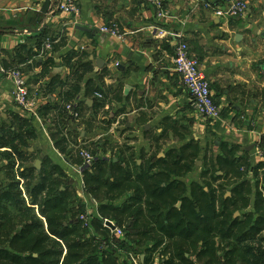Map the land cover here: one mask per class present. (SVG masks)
<instances>
[{
  "label": "trees",
  "instance_id": "1",
  "mask_svg": "<svg viewBox=\"0 0 264 264\" xmlns=\"http://www.w3.org/2000/svg\"><path fill=\"white\" fill-rule=\"evenodd\" d=\"M22 49L26 56L18 55L20 64L37 53L27 46ZM69 56L64 60L74 59ZM79 63L66 80L51 79L45 94L60 88V100L40 110L44 118L53 115L51 138L72 167L83 164V145L64 126L65 111L93 72L91 64ZM53 66L52 59L45 62L44 75ZM84 95L94 100L91 108L86 104L79 108L86 135L94 130L107 132L121 118L120 125L134 130L127 127L125 107L110 112L113 102L130 99L121 86L104 90V84L89 79ZM89 111L94 115L87 118ZM162 125V133L150 140L149 152H137L128 144L97 143L92 154L111 157L100 159L84 173L86 191L98 203L99 218L91 219V229L80 219L87 207L60 166L46 159L40 171L33 165L22 170L34 159L29 152L37 139L33 124L13 115L0 125V162H7L4 170L10 181L0 188V264H127L126 259L119 262L110 246L112 236L104 220L123 230L124 239L115 241L127 254L143 249L145 259L140 264H264V172L262 182L257 179L264 165L253 168L230 143L221 142L219 154L209 146L203 148L179 121L167 118ZM171 134L181 145L160 158ZM199 161V180L186 184L182 179ZM18 164L21 170L16 174ZM250 173L255 182L248 179ZM22 180L27 199L20 188ZM237 212L240 215L235 217Z\"/></svg>",
  "mask_w": 264,
  "mask_h": 264
},
{
  "label": "crops",
  "instance_id": "2",
  "mask_svg": "<svg viewBox=\"0 0 264 264\" xmlns=\"http://www.w3.org/2000/svg\"><path fill=\"white\" fill-rule=\"evenodd\" d=\"M64 1L0 0V67L22 69L31 94L41 103L38 110L43 124L21 114L12 97L10 79L0 75V125L13 115L28 119L37 134L35 141L39 138L41 142L37 148L32 146L29 149L34 154V167L37 154L44 158L42 164L46 159H57L59 162L56 165L75 184L77 182L75 189L83 203L86 207H93V217L99 218L98 203L78 192L80 177H76L75 171L74 178L70 175L68 168L71 165L66 156L56 149L51 138L55 128L53 115L44 118L40 113L45 105H54L60 100V88L45 94L51 79L58 76L66 80L79 62L91 64L93 72L81 83V93L69 105H79L81 109L84 104L89 108L93 106L94 100L86 99L84 95L89 79L104 84V90L115 91L121 86L125 97L130 96V99L123 103L113 102L111 114L125 107L128 113L126 119L142 115L148 123L160 126V134L164 128L163 121L171 118L189 128L190 138L198 142L213 138L216 146L221 142L233 144L239 148V156H243L253 168L261 163L264 165L259 155L264 151V0H244L248 6L247 12L234 20L215 15L216 10L224 8L228 0H163L172 15V19L166 21L157 18L154 8L146 0H74L81 10L79 16L63 13L60 5ZM116 21L127 33L125 41L99 31L100 27ZM152 27L184 33L220 107L219 120L209 123L191 109L190 94L175 71V41L157 38L152 34ZM48 39L54 42L53 50L42 54V47L38 49L39 43L44 44ZM24 46L33 48L37 53L20 64L18 55L22 52L26 56L22 49ZM68 55L74 59L65 61ZM50 59L54 61V66L49 75H44L43 66ZM98 61L103 63L102 67L98 66ZM127 87L130 90L126 92ZM67 107L64 126L75 127L70 128L73 131L79 130V138L74 137L79 144L106 136L112 142L109 136H116L119 126L125 132L130 131L120 125V120L124 119L121 118L107 132L94 130L86 135L82 120L73 119ZM86 114L87 118L94 115L92 111ZM99 118L102 119V115ZM46 120L52 124L49 125ZM148 126L144 125L146 134L149 132ZM127 127L136 131L130 120ZM84 139L86 143L82 142ZM149 150L150 143L148 151H145ZM162 153L159 154L160 158L165 157V154L161 156ZM46 154L48 156H44ZM101 157L110 158L111 155ZM41 168L36 169L40 171ZM20 170L18 164L15 173L18 174ZM262 172L264 169L259 171L257 178L261 182ZM248 179L256 181L252 173ZM17 180H20L18 176ZM228 194L227 197H230L231 193ZM144 259V255L139 258L142 262Z\"/></svg>",
  "mask_w": 264,
  "mask_h": 264
},
{
  "label": "built area",
  "instance_id": "3",
  "mask_svg": "<svg viewBox=\"0 0 264 264\" xmlns=\"http://www.w3.org/2000/svg\"><path fill=\"white\" fill-rule=\"evenodd\" d=\"M155 10L157 18L160 20H169L172 19L171 13L165 6L163 0H146ZM248 6L246 1L244 0H228L227 4L224 8H220L216 10L215 15L219 18H228V19H239L244 16L247 12ZM60 10L63 13L71 14L73 16H79L81 14V10L74 0H65L60 5ZM99 31L102 34L108 35L112 38H117L120 41H125L127 37V33L121 28V26L115 22L110 23L109 25L102 26L99 28ZM152 34L157 38H171L175 41V55H174V64L175 71L182 78L183 84L185 88L188 90L191 97V108L194 112L204 121L207 122H215L221 117V110L218 104L216 103L212 91L210 83L201 70L200 61L197 57H195L192 52L189 44L185 40L184 33L174 32V31H165L158 27L151 28ZM54 42L51 40H47L43 46L41 53L45 54L53 50ZM0 75L6 76L10 79L12 83V97L14 103L19 108L21 114L27 118L34 119L38 124L43 125L39 110L37 107V103L33 95L31 94V90L28 85V80L21 70V68H10L6 69L0 67ZM97 98L102 99V95L97 94ZM80 106L78 105H69L67 107L68 112L71 117L75 120L80 119ZM259 155L262 157V161L264 162V151H261ZM81 157L83 159V164L80 167H72V169L79 174V188L82 195L88 196L92 198L86 191V184L84 181V173L87 170H90L97 161L102 159L100 156H95L92 153L87 151L81 152ZM106 160V157L103 158ZM24 181H21V191L23 192V196L27 199L26 191L23 186ZM93 207L90 208L87 206L86 213L81 216V221L84 224V227L87 229H91V219L93 218ZM108 222L111 226L108 225ZM103 225L107 228L112 236V240L110 242V246L112 249H116L117 251H121L122 249L118 245L115 240H123L124 233L121 228H119L115 222L110 220H104ZM114 239V241H113ZM105 247L106 242L103 243ZM133 264H140V260H135L133 258Z\"/></svg>",
  "mask_w": 264,
  "mask_h": 264
},
{
  "label": "rangeland",
  "instance_id": "4",
  "mask_svg": "<svg viewBox=\"0 0 264 264\" xmlns=\"http://www.w3.org/2000/svg\"><path fill=\"white\" fill-rule=\"evenodd\" d=\"M36 103H37V107H40V105H41L40 101L38 100V101H36ZM128 120H130L133 123V126H134L136 131L134 132V131L130 130L128 132H125V131H123L124 128L119 126L116 129V136H113V137L109 136V138L112 141V142H110L109 147L110 146H120V145L128 144L129 146L134 147L137 152H139L143 148H144V150L148 151L149 143H150V140L152 139V137L159 136V134H160L159 133V130H160L159 127L160 126H158L156 124L148 123L147 122L148 120L146 118H144L142 115L141 116H138V115L130 116L128 118ZM47 123L49 125H50V123L52 124V122H48V121H47ZM47 123L45 122V125H47ZM144 125L145 126H147V125L150 126L149 129H148V131L150 132L149 135H147L144 132L145 131L144 130ZM67 128L69 130H71V129L75 128V127L71 126L70 127L71 129L69 127H67ZM71 131L74 134V137L79 138V136H80L79 135L80 134L79 130L75 129L74 131L73 130H71ZM89 138H91V137H88L87 139H89ZM107 138H108V136H106L105 138H100L99 140L93 139L92 142H88L86 144H83V146L82 145L81 146H82L84 151L92 153V151H94L96 149V146H97L96 143L101 142L103 140L106 141ZM89 140H91V139H89ZM40 143H41L40 139L38 138L37 141L33 142V144H32L33 148H37ZM199 143H200V145L203 148H205L206 146H209L211 149H213V151L216 154H219V150L217 149V146L215 145L213 138H210L208 140L202 139V140H200ZM180 145H181V143L179 142V140L177 138L173 137L172 134H171L170 137L166 140V142L163 145V151L166 152L169 148H172V147L178 148ZM40 156H41L40 154H37L36 159H37V161L41 162V167H42V165H44V164L46 165V163L42 164V162L44 161V158L41 159ZM44 156H48V155L46 154ZM33 161L34 160H32L28 164H24L23 167H21V168L23 169V168H25L27 166L30 167L31 165H33ZM51 162H52V164H57L56 162H59V161H57V159H55L53 161L51 160ZM3 167H4L3 162H0V188L4 187L5 185H7L10 182L9 181V176H8L6 170L3 169ZM66 167L68 168V165ZM69 168H68V170L71 173L70 175H72V177L74 178L73 175H76V174H75L74 170H72V166H71L70 169ZM201 171H202V164H201V166H196L192 173L188 174L186 177L183 178V181L186 184L190 185V183L192 181H196V180H198L200 178ZM77 176H79V174H77L76 177ZM73 185L76 187L77 186V182H76V184L73 182ZM78 192H81V191L79 190ZM228 193H229V190L226 191V195ZM84 197H86V196L84 195ZM237 213H239V212H237ZM93 215H94V213H93ZM239 215H240V213H239ZM93 219H94V217H93ZM96 236H99V235H96ZM142 250L143 249H139V248L136 249L135 251L131 250L132 252L130 253V255L127 254L124 250H121V251H117L116 250L117 251V256L116 257L119 259V262H121V260L126 259V260H128L127 264H132L133 258L135 260H139V258H141L143 256L140 253V252H142ZM120 264H122V263H120Z\"/></svg>",
  "mask_w": 264,
  "mask_h": 264
},
{
  "label": "water",
  "instance_id": "5",
  "mask_svg": "<svg viewBox=\"0 0 264 264\" xmlns=\"http://www.w3.org/2000/svg\"><path fill=\"white\" fill-rule=\"evenodd\" d=\"M83 30L88 31V29H83ZM98 66H99V67H102V66H103V63H102L101 61H98ZM129 90H130V88L127 87V88H126V92L129 91ZM126 94H127V93H126ZM91 104H92V102L90 101V102H89V105H91ZM148 127H149V126H148ZM161 156L164 157V154H162ZM197 166H201V162H198V163H197ZM35 167L38 168V169H40V167H41V162H40V161H37ZM228 195H230V193H229ZM238 215H239V213L236 214V216H238ZM108 225L111 226V224H110L109 222H108Z\"/></svg>",
  "mask_w": 264,
  "mask_h": 264
}]
</instances>
